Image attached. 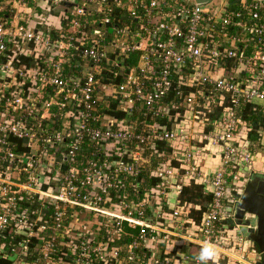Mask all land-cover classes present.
Here are the masks:
<instances>
[{"label":"built area","instance_id":"2783aa9c","mask_svg":"<svg viewBox=\"0 0 264 264\" xmlns=\"http://www.w3.org/2000/svg\"><path fill=\"white\" fill-rule=\"evenodd\" d=\"M214 1L0 0V261L167 264L178 240L260 261L234 216L264 176L242 118L264 105V3ZM189 181L211 196L193 230L163 214Z\"/></svg>","mask_w":264,"mask_h":264},{"label":"trees","instance_id":"16d2710c","mask_svg":"<svg viewBox=\"0 0 264 264\" xmlns=\"http://www.w3.org/2000/svg\"><path fill=\"white\" fill-rule=\"evenodd\" d=\"M30 61L31 58H23V62H25V64L28 66ZM224 107L225 105L220 106L215 104L212 107V111L207 114V118L209 119V121L212 123L216 122L221 116ZM242 118L247 122L248 125L252 127V131H248V133L246 134L247 139L250 141H255L256 130L264 123V113H262L260 107L254 108L252 105L246 104L244 106ZM209 130V126L204 128V132H208ZM205 146V151L208 150V153L204 157V161L206 162V164L202 168L208 169V171H210L213 169L212 163L214 162V160H216L217 155L219 154V149L216 147L210 148L207 145ZM159 150H161V148H159ZM167 152L170 153L171 149L169 148ZM150 182L153 183V181H146V185H150ZM210 198L211 196L208 189H206L203 185L196 181H189L187 185L183 186L181 194L179 195V197H177L175 205L173 207H164L163 214L165 217H169V212H171L173 208L178 209V211L182 213V216L184 215V219L181 221L182 225L187 230H193V227L197 228L199 226L203 215L207 211ZM171 244L172 243H169L168 246H170ZM156 246L157 249L153 253L159 260L166 259L172 261V263L176 262L175 259H172V252H170L169 254L164 253V250H166L168 246L166 247L164 243L157 244ZM160 246H163V250ZM197 248L198 247L196 246V249ZM0 264H5V262L0 261Z\"/></svg>","mask_w":264,"mask_h":264},{"label":"water","instance_id":"95a60500","mask_svg":"<svg viewBox=\"0 0 264 264\" xmlns=\"http://www.w3.org/2000/svg\"><path fill=\"white\" fill-rule=\"evenodd\" d=\"M210 0H197L198 3ZM263 2L264 0H254ZM64 169V167H63ZM245 214L251 215L248 221L243 220ZM235 223L240 226V231L249 239L261 254L260 261L255 264H264V176L252 174L247 182L240 202L235 209ZM249 223L254 227L246 228Z\"/></svg>","mask_w":264,"mask_h":264},{"label":"crops","instance_id":"0c3cea01","mask_svg":"<svg viewBox=\"0 0 264 264\" xmlns=\"http://www.w3.org/2000/svg\"><path fill=\"white\" fill-rule=\"evenodd\" d=\"M246 105V103L242 106V110H244V106ZM251 105V104H250ZM254 108L255 107H260L262 113H264V105H260V104H255L252 105ZM264 125V123L262 124V126ZM216 163H217V159L214 160V162L212 163V168L214 169L216 167ZM203 164V163H202ZM170 200H173V197L170 198ZM241 233V231H240ZM242 234V233H241ZM243 235V234H242ZM196 244L194 243H188L187 240L180 242L179 240L176 242H173L170 246H168V248L166 250H164V253L169 254L170 252L172 255V259H175L176 262H173L168 260L167 264H191L190 261L191 259H193L195 257L196 254ZM163 250V246H160ZM217 248V255L219 257H221L222 255H226L225 258L221 257L222 260L219 259L218 263L219 264H254L256 261V259H252L251 257H249L248 260H241L239 258V255L233 254L231 252H226L223 249H220L218 247Z\"/></svg>","mask_w":264,"mask_h":264},{"label":"clouds","instance_id":"9594fccd","mask_svg":"<svg viewBox=\"0 0 264 264\" xmlns=\"http://www.w3.org/2000/svg\"><path fill=\"white\" fill-rule=\"evenodd\" d=\"M217 256L216 245L212 241H202L195 257L197 264H211Z\"/></svg>","mask_w":264,"mask_h":264},{"label":"rangeland","instance_id":"374dc122","mask_svg":"<svg viewBox=\"0 0 264 264\" xmlns=\"http://www.w3.org/2000/svg\"><path fill=\"white\" fill-rule=\"evenodd\" d=\"M217 4H218V1H216V0H215V1H214L212 4H210V5H207L206 7H208V8H209V7H212V6H214V5H217Z\"/></svg>","mask_w":264,"mask_h":264}]
</instances>
